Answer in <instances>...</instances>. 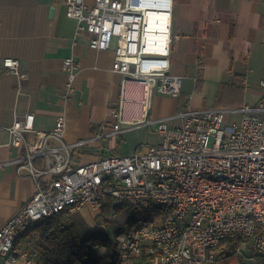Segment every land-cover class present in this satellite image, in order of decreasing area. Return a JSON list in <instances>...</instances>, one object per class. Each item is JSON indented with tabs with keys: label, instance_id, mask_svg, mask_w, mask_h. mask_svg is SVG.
I'll list each match as a JSON object with an SVG mask.
<instances>
[{
	"label": "built area",
	"instance_id": "obj_1",
	"mask_svg": "<svg viewBox=\"0 0 264 264\" xmlns=\"http://www.w3.org/2000/svg\"><path fill=\"white\" fill-rule=\"evenodd\" d=\"M63 1L67 16L77 21L76 34L88 33L94 49L114 45L113 70L139 82L147 98L155 91L181 93L183 76L171 71L170 59L179 38L172 31L174 0ZM3 67L24 77L17 58L5 57ZM77 67L73 56L64 59L71 79L67 98L75 91ZM231 113L241 118L231 122ZM113 116V126L102 125L95 138L121 132L122 107ZM175 117L179 124L170 125L169 118L156 123V143L82 162L77 153L92 138L66 142L64 114L47 131L35 128L34 113L16 115L7 128L10 143L22 150L20 164L36 190L0 226V264H39L34 226L42 219L85 208L102 214L107 207L148 213L118 234L123 262L211 264L232 241L240 242L235 253L243 255L248 246L255 255L246 259L264 264V102L239 109L186 105ZM26 235L31 239L22 246Z\"/></svg>",
	"mask_w": 264,
	"mask_h": 264
},
{
	"label": "crops",
	"instance_id": "obj_2",
	"mask_svg": "<svg viewBox=\"0 0 264 264\" xmlns=\"http://www.w3.org/2000/svg\"><path fill=\"white\" fill-rule=\"evenodd\" d=\"M76 28L63 0H0V226L36 190L28 167L20 164L22 150L10 143L7 128L16 115L34 113L35 128L47 131L64 114L66 142L92 138L77 153L87 162L102 153L129 154L141 144L158 142L156 123L169 118L170 125L179 124L175 116L183 106L239 109L264 102V0H174L172 31L179 38L171 49V71L186 79L177 96L155 91L147 98L139 82L113 70L114 45L94 49L90 35H77ZM68 56L78 64L70 98L65 95L71 80L64 70ZM5 57L19 59L24 77L4 70ZM119 107L121 132L95 138L102 125L113 126ZM231 114L233 120L241 118ZM27 138L34 141L35 133ZM72 214L63 219L75 224ZM29 239L26 235L21 245ZM226 244L211 264H255L246 259L255 255L248 246L241 255Z\"/></svg>",
	"mask_w": 264,
	"mask_h": 264
},
{
	"label": "trees",
	"instance_id": "obj_3",
	"mask_svg": "<svg viewBox=\"0 0 264 264\" xmlns=\"http://www.w3.org/2000/svg\"><path fill=\"white\" fill-rule=\"evenodd\" d=\"M122 210L117 208V212ZM133 211L132 224L148 214L144 210ZM67 214L69 213L62 210L35 224L34 229L39 235V245L43 250L42 264H122L123 261L117 251V238L112 237L107 230L81 235L74 223L63 219ZM229 244L235 251L236 247L231 245L233 242L230 241ZM98 246L105 248L104 254L91 258L92 249ZM138 263L145 264L144 259Z\"/></svg>",
	"mask_w": 264,
	"mask_h": 264
},
{
	"label": "rangeland",
	"instance_id": "obj_4",
	"mask_svg": "<svg viewBox=\"0 0 264 264\" xmlns=\"http://www.w3.org/2000/svg\"><path fill=\"white\" fill-rule=\"evenodd\" d=\"M185 81L186 79H183L182 83H184ZM233 117L234 115L231 114L230 117H228V120L232 122ZM237 119L238 117L236 118V120ZM87 214H89V216ZM133 215V209H125L121 212H117V210L115 211L113 207H107V209L102 214L94 210L78 211L74 212L69 218L75 219V225L77 226L81 235H88L101 232L102 230H107L112 237H115L118 240V234H120L122 230H126L132 226L131 219ZM37 243H40L39 240L37 241ZM239 244L240 242H233V244L231 245H234L237 248ZM226 246L229 247L230 244L227 242ZM221 250L222 249L219 250L220 254ZM92 251L94 255L100 256L101 252H105V248L102 246H98L93 248ZM122 264H131V262H122Z\"/></svg>",
	"mask_w": 264,
	"mask_h": 264
}]
</instances>
